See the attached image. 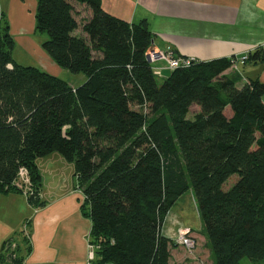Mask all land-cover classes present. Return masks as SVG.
<instances>
[{
	"label": "trees",
	"instance_id": "1",
	"mask_svg": "<svg viewBox=\"0 0 264 264\" xmlns=\"http://www.w3.org/2000/svg\"><path fill=\"white\" fill-rule=\"evenodd\" d=\"M35 30L46 54L84 79L73 85L16 62L0 9V194L23 193L43 207L36 159L57 153L74 166L91 222L87 264H170L175 243L162 228L188 190L212 264L264 260V84L238 85L239 73H225L233 56L190 59L159 76L147 59L146 19L129 23L101 0H36ZM263 61L257 47L243 65ZM11 241L0 263L22 264Z\"/></svg>",
	"mask_w": 264,
	"mask_h": 264
},
{
	"label": "crops",
	"instance_id": "2",
	"mask_svg": "<svg viewBox=\"0 0 264 264\" xmlns=\"http://www.w3.org/2000/svg\"><path fill=\"white\" fill-rule=\"evenodd\" d=\"M7 1L22 15L26 13V6L30 3L33 8L34 3ZM101 2L106 12L129 23L146 19L153 35L150 51L170 47L177 56L202 61L233 56L236 60L225 73H239L238 85L248 78H258L264 84V61L239 63L241 57L257 47L264 54V0ZM29 56L36 61L34 66L57 76L48 68L51 63L43 52L36 49ZM152 66L160 67L159 76L170 72L163 61H156ZM83 79L79 75L78 82ZM69 164L57 153L36 159L41 175V198L45 201L43 207L30 206L23 193L0 194V253L4 241L12 238L20 245L22 264L88 263L91 222L82 213L83 195L74 189V166ZM22 230L28 233L27 244L22 239Z\"/></svg>",
	"mask_w": 264,
	"mask_h": 264
},
{
	"label": "rangeland",
	"instance_id": "3",
	"mask_svg": "<svg viewBox=\"0 0 264 264\" xmlns=\"http://www.w3.org/2000/svg\"><path fill=\"white\" fill-rule=\"evenodd\" d=\"M34 1L33 8H31V4L29 3V7L26 6V13L22 15L15 6H12L9 1H1L2 11L5 13V17L8 20L10 26V32L15 40V47L13 49V58L20 64L23 65H33L36 64L35 60L29 56V54L36 49L43 52L47 59L50 61V65L48 68L52 70L54 74L59 76L61 79H64L71 84H79V75L83 78L82 74H73L64 68L60 67L56 64L42 49L41 43L45 40V34H41L35 30V11H36V0H28ZM79 12L78 18H83L86 16L87 11L86 7L80 5L76 8ZM181 59H189L185 57H181ZM164 62V61H163ZM165 63V62H164ZM166 65V63H165ZM156 67V66H155ZM160 68V67H157ZM158 81H161L162 77H157ZM78 82V83H77ZM196 108H192L195 110ZM65 161V160H64ZM68 163L69 162H66ZM73 166L72 163L69 164ZM38 168V167H37ZM237 175L231 176L226 184L223 185V188H228L231 184L235 182L237 179ZM29 183V182H28ZM26 180L20 176L19 178V186L26 185L28 186ZM74 189L77 188L75 179H74ZM83 200V198H82ZM185 227V228H183ZM172 228H176L171 231ZM182 230H188V233L185 235L187 237H192L196 240V249L193 255H188L185 250L177 243L178 233ZM192 229V230H191ZM163 233L172 239L175 245H172L171 249V260L170 264H212L213 256L209 250L206 239L203 236V223L198 214V209L193 198L192 192L190 190L184 192L181 196L178 197L176 202L171 207L165 223L163 224ZM202 231V232H201ZM21 233L28 238V233L26 230H22ZM11 249H17L18 244L12 239L11 241ZM90 245V258L93 256V246ZM20 246V245H19ZM5 249V248H4ZM5 253V252H4ZM6 255V254H5ZM89 261V260H88ZM241 264H264V260H261L257 263L251 262L247 258H243L241 260Z\"/></svg>",
	"mask_w": 264,
	"mask_h": 264
},
{
	"label": "built area",
	"instance_id": "4",
	"mask_svg": "<svg viewBox=\"0 0 264 264\" xmlns=\"http://www.w3.org/2000/svg\"><path fill=\"white\" fill-rule=\"evenodd\" d=\"M148 55L150 62L155 63L156 61H164L166 63V68L170 70H173L179 66H187L190 63V59L186 60L177 57L170 47H167L166 49L163 50L149 51ZM246 58L247 55L241 57L239 63L243 64ZM153 69L156 74H160L161 71L160 68L154 67ZM19 176H21L23 180H26L27 183L29 182L27 171L25 169L20 170ZM26 187L27 186L25 185V191L27 190ZM187 233L188 230L180 229L177 236L178 239L176 241L177 243L180 244V246H182V248L186 251L188 255H193L197 243L194 238L185 236Z\"/></svg>",
	"mask_w": 264,
	"mask_h": 264
},
{
	"label": "water",
	"instance_id": "5",
	"mask_svg": "<svg viewBox=\"0 0 264 264\" xmlns=\"http://www.w3.org/2000/svg\"><path fill=\"white\" fill-rule=\"evenodd\" d=\"M147 59H148V61H150V60H149V55H148V54H147Z\"/></svg>",
	"mask_w": 264,
	"mask_h": 264
}]
</instances>
